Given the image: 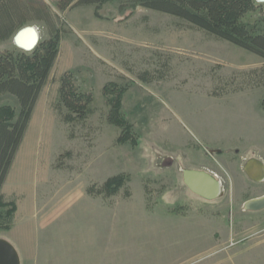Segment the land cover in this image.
Instances as JSON below:
<instances>
[{
  "label": "rangeland",
  "instance_id": "rangeland-1",
  "mask_svg": "<svg viewBox=\"0 0 264 264\" xmlns=\"http://www.w3.org/2000/svg\"><path fill=\"white\" fill-rule=\"evenodd\" d=\"M25 1L48 7L62 39L2 188L17 210L0 239L20 264H264V213L243 208L264 194V181L242 171L249 160L264 166V61L165 14L119 13L117 0L101 5L100 19L93 6ZM28 27L47 37L42 23ZM15 45L0 43V52L23 51ZM69 72L93 97L84 124H65L56 111L58 80ZM107 85L123 91L132 143L116 142ZM0 107L18 111L8 95ZM189 167L221 180L217 199L185 189ZM115 175L129 179L117 196L86 195Z\"/></svg>",
  "mask_w": 264,
  "mask_h": 264
},
{
  "label": "trees",
  "instance_id": "trees-1",
  "mask_svg": "<svg viewBox=\"0 0 264 264\" xmlns=\"http://www.w3.org/2000/svg\"><path fill=\"white\" fill-rule=\"evenodd\" d=\"M112 0H60L59 11L68 7H94V16L102 4ZM118 11L142 8L181 20L205 34L226 42L264 61V4L256 0H117ZM254 15L252 22H244ZM32 23H42L47 37L40 39L30 51L17 48L0 52V97L8 95L17 103V113L10 107H0V230L9 231L16 214V203L8 201L2 188L14 163L34 107L46 86L59 55L61 31L55 27L48 7L25 0H0V43L10 41L16 33ZM261 75L264 76V69ZM140 80L150 82L147 76ZM56 111L62 122L84 124L91 113L93 97L77 90L72 74L64 73L58 80ZM109 107L107 121L121 130L117 144L132 143L131 126L120 112L123 91L110 85L103 88ZM264 107V101L262 103ZM64 112V113H63ZM133 145V144H131ZM68 155V154H66ZM129 179L124 175L107 178L99 185H91L85 193L91 198L110 199L118 195ZM129 197V194H125ZM180 208L173 213L180 212Z\"/></svg>",
  "mask_w": 264,
  "mask_h": 264
},
{
  "label": "water",
  "instance_id": "water-1",
  "mask_svg": "<svg viewBox=\"0 0 264 264\" xmlns=\"http://www.w3.org/2000/svg\"><path fill=\"white\" fill-rule=\"evenodd\" d=\"M256 3L264 4V2H258V0H256ZM16 34L13 37V41L16 37ZM35 43L36 42H34V44L28 48V50L24 51H30L36 45ZM17 47L20 48L19 46ZM243 172L252 182L261 183L264 181V166L257 160H249L244 165ZM181 174L184 186L195 196H198L205 201H213L219 197V184L207 172L183 170ZM243 208L244 211L248 212L263 210L264 196L246 201L243 205ZM0 264H20V259L15 249L3 239H0Z\"/></svg>",
  "mask_w": 264,
  "mask_h": 264
},
{
  "label": "bare ground",
  "instance_id": "bare-ground-1",
  "mask_svg": "<svg viewBox=\"0 0 264 264\" xmlns=\"http://www.w3.org/2000/svg\"><path fill=\"white\" fill-rule=\"evenodd\" d=\"M39 40V34L36 29L33 27H26L16 34L14 43L24 51L28 50V48H30L34 42L37 44Z\"/></svg>",
  "mask_w": 264,
  "mask_h": 264
},
{
  "label": "crops",
  "instance_id": "crops-1",
  "mask_svg": "<svg viewBox=\"0 0 264 264\" xmlns=\"http://www.w3.org/2000/svg\"><path fill=\"white\" fill-rule=\"evenodd\" d=\"M238 163V162H237ZM241 166V165H240ZM237 167H238V164H237ZM244 167V165L242 166V168ZM202 168H204V167H202ZM241 168V169H242ZM185 170H195V171H198V170H196V169H194L193 167H189V168H187V169H185ZM202 171H205V172H207L208 174H212L211 172V170H209V169H201ZM183 171V170H182ZM181 171V172H182ZM242 171H243V169H242ZM214 174V173H213ZM217 181V180H216ZM183 183V182H182ZM183 186H184V184H183ZM185 187V186H184ZM221 188H222V184H221ZM224 188V187H223ZM185 189L189 192V193H191L186 187H185ZM222 190V189H221ZM194 195V194H193ZM195 196V195H194ZM264 196V194H261L260 196H255V197H250V199L249 200H251V199H256V198H260V197H263ZM196 197V196H195ZM243 213H245V212H243ZM264 213V209L263 210H260V211H256V212H252L251 214H259V215H261V214H263Z\"/></svg>",
  "mask_w": 264,
  "mask_h": 264
},
{
  "label": "built area",
  "instance_id": "built-area-1",
  "mask_svg": "<svg viewBox=\"0 0 264 264\" xmlns=\"http://www.w3.org/2000/svg\"><path fill=\"white\" fill-rule=\"evenodd\" d=\"M213 176L216 178V180H217L219 186H221V180H220L215 174H214Z\"/></svg>",
  "mask_w": 264,
  "mask_h": 264
},
{
  "label": "clouds",
  "instance_id": "clouds-1",
  "mask_svg": "<svg viewBox=\"0 0 264 264\" xmlns=\"http://www.w3.org/2000/svg\"><path fill=\"white\" fill-rule=\"evenodd\" d=\"M258 2H264V0H258Z\"/></svg>",
  "mask_w": 264,
  "mask_h": 264
}]
</instances>
